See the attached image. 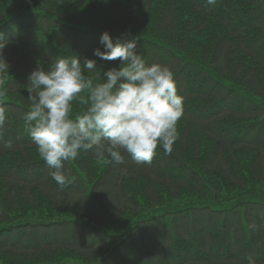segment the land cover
Here are the masks:
<instances>
[{
  "label": "trees",
  "instance_id": "obj_1",
  "mask_svg": "<svg viewBox=\"0 0 264 264\" xmlns=\"http://www.w3.org/2000/svg\"><path fill=\"white\" fill-rule=\"evenodd\" d=\"M0 1L5 2L0 3L2 5H12V0ZM68 1L82 5L109 3L112 13L108 17L121 24L128 23L131 16L130 26L92 25L119 34L121 37L116 36L119 39L136 40L137 54L148 65L159 63L171 68L178 94L184 98L179 139L171 154L158 147V158L151 165H137L127 153H122L123 164H114L106 158L111 163L98 175L89 169L86 159H97L93 154L95 150L81 151L77 159L65 162L64 172L69 182L61 187L49 175L51 169L46 163L32 157L38 149L25 139L27 125L23 119L30 107L28 76L34 69L51 64L54 50L34 46L26 36L20 37L19 43L15 42L19 39L6 42L3 56L10 68L4 79L7 96L13 100L2 104L11 119L7 118L0 128V157L10 156L16 161L0 169L4 188L0 196V220L8 219L9 212L18 204L31 203L34 196L70 216L52 222L44 235L38 236L26 227L27 236L32 239L29 247L0 239V253L11 255L16 261L37 260L39 264H249V258L255 264H264L263 193L255 197L258 203L247 201L245 199L251 197H245L225 209L205 202L192 207L177 205L172 207L175 210H171L170 219H164L154 209L161 203L159 193L162 191L169 197H177L182 191L205 197L209 190L205 188V174L199 173L200 170L210 176L220 175L230 186L246 188V179L235 169L240 151L252 156L245 176L252 183L264 180V54L254 49L253 39H240L238 32L230 28L237 17L245 15L240 14V10L264 6V0H246L248 7H234V0H225L226 6L219 11L215 3L190 0L192 15L202 20L211 17L224 31L211 46L205 45L199 51L200 56L187 51L192 47L191 38L204 25L200 23L202 20L195 21L180 32L177 28L178 0H165L141 15L135 8L139 2H144L143 6L148 0L133 1L135 7L130 9L122 7L124 0ZM38 8L55 14L44 16L39 22L42 28L47 29L48 23L56 28L59 43L70 35L77 52L94 53L96 48L92 47L88 35L78 37L79 29L60 25V22L63 25L86 23L63 17L53 9ZM19 9L18 4L13 9L8 7L6 14ZM107 14L102 17L104 21H108ZM257 14L258 26L264 29L262 13L257 10ZM61 18L65 21H58ZM5 19L0 16V24ZM146 19L148 22L144 23ZM137 22L146 24L148 29L143 30ZM18 35L16 30L11 33L14 38ZM19 46L24 47V52L19 51ZM241 55L251 57L254 64L241 62ZM107 62L114 68L120 67L118 60ZM97 73L96 70L92 74ZM233 84L244 92L243 97L236 93L239 90L233 92ZM238 133L239 141L234 142L233 137ZM201 139L212 144L200 164L201 169L198 167L196 171L193 162L200 158ZM9 141L12 148L4 146ZM34 168L37 175H34ZM78 175H83L87 183ZM138 178L146 182L144 210L126 190L125 181ZM241 207L245 209L243 213ZM185 212L187 214L181 217ZM22 239L27 241L26 237ZM61 252H68L75 260L69 263L51 261Z\"/></svg>",
  "mask_w": 264,
  "mask_h": 264
},
{
  "label": "clouds",
  "instance_id": "obj_2",
  "mask_svg": "<svg viewBox=\"0 0 264 264\" xmlns=\"http://www.w3.org/2000/svg\"><path fill=\"white\" fill-rule=\"evenodd\" d=\"M215 3V0H209ZM2 39V37H0ZM94 55L106 61H120L96 82L85 72H96V61L78 57H57L47 70L34 69L28 76L30 107L24 114L27 132L40 158L51 169L49 175L61 187L69 181L65 162L91 152L98 162L106 158L123 164L127 153L137 165H151L158 147L171 154L179 139L178 122L184 114V98L171 68L148 65L137 54V41L113 43L102 34ZM6 42L0 43V128L6 121L2 106L8 95L4 75L10 65L3 56ZM80 110L74 113L73 105ZM12 148L9 141L4 145ZM249 264H255L249 258Z\"/></svg>",
  "mask_w": 264,
  "mask_h": 264
},
{
  "label": "rangeland",
  "instance_id": "obj_3",
  "mask_svg": "<svg viewBox=\"0 0 264 264\" xmlns=\"http://www.w3.org/2000/svg\"><path fill=\"white\" fill-rule=\"evenodd\" d=\"M136 0H124L122 2V7L125 9H130L134 8V2ZM165 0H148L145 1L147 4H143L144 2H139V6L135 8L136 13L141 15L142 12L145 10L149 9L150 7H154L157 4L164 3ZM236 2V5L232 6L234 7H248L249 6V1L246 2V0H234ZM18 2V3H16ZM0 3H5L0 1ZM20 5V6H31L38 8L41 6L46 7L49 9H53L56 12L60 13L63 15V17H67L69 19H76L82 23L86 24H102L105 26L109 27H115V26H121V25H126L130 26L132 21H131V16H130V21L123 22L122 24L116 20L110 19L109 13L111 12L109 3H98L95 4V2H89L84 5L82 4H77L75 2H70L68 0H21V3L19 0H12V5H2L0 4V16L5 14L7 12V9H13L15 5ZM177 6V21L178 25L177 28L180 30V32L186 28L191 26L195 21H200L202 18H199L198 16L192 15L190 11L191 7V2L190 0H178L176 3ZM227 4L226 1H223L221 3V6L219 7L218 11L225 7ZM146 5V7H144ZM249 9L253 10L249 14ZM264 10V7H263ZM256 10L254 8H249L248 10H240V14H248L251 16L247 17H241L239 21L237 22H243L247 18H252L255 15ZM108 17V21H104L102 17L106 14ZM148 19L144 21V23H147ZM203 23V28L201 31H197L195 37L191 38L192 39V47L190 50H188V54H191L193 56H198L199 51L202 50V48L205 45L211 46L213 42L221 36L224 31L223 27L218 23L213 21L211 17H204L203 20L200 22ZM137 24L143 26V30L148 29V26L146 24H142L137 22ZM231 27H234V25L231 24ZM131 30V29H128ZM249 39H252L253 36H249ZM246 38V39H248ZM235 44H233L234 47ZM46 48H52L53 45H45ZM19 51L24 52V47L19 46ZM197 53L198 55H196ZM200 56V55H199ZM242 56V55H241ZM65 57H72L70 54L65 56ZM240 61L248 64V65H253L254 61L251 57L249 56H242L240 58ZM44 69L49 68V64H44L42 65ZM102 70H110L111 67H107L105 63L101 64ZM86 75L91 76L96 82H100V77L98 75H93L90 72H85ZM13 99L9 96H7L2 104L9 103V101H12ZM80 107L78 104L73 105L74 113H78L80 110ZM181 126V121L178 122L177 129ZM203 148L200 152V158L199 160L193 162L195 166V170H198V167L201 169L200 164L202 163L204 156L206 153L209 151V148L211 146V142H208L206 140L201 139ZM162 147V146H161ZM175 145L173 146V151H174ZM32 157L34 158H40L38 154V150L34 151L32 154ZM31 157V158H32ZM237 158L239 160V164L235 167L236 172L240 175H242L246 181H247V186L244 189H240L234 186L228 185L220 175H214L210 176L206 173H204L202 170L199 171L201 174H205L206 178V185L205 188L209 190V192L206 193L205 197H201L200 194L196 192H190V191H182L181 194L177 197H169V194L166 193L165 191H162L159 193L160 195V201L161 203L156 204L154 209L156 208L158 212H163L167 209H170L174 206H186L184 204H187V206L198 204L201 202H216V203H224L225 205L235 202L236 200L242 199V198H248V197H257L264 194V180L261 181L260 183H252L250 179L245 176L248 174L250 164L252 161V156L251 154H245L243 152H238ZM88 163H90V168L94 175L100 174L104 169H106L107 166L110 165L109 160H105V162H98L97 159H90L89 157L86 158ZM16 161V158H11L10 156H5V157H0V169H3L4 167L8 166L9 164H13ZM197 165V166H196ZM1 171V170H0ZM126 184V190L130 195L133 197L135 201H137L140 206L142 207V210H144L145 206V198H144V186L146 182L138 178L135 181H130L128 180L127 182L125 181ZM211 190L216 193L215 196L212 194ZM4 188L2 186V181H0V196L3 194ZM214 199H217L215 201ZM182 204V205H181ZM194 204V205H195ZM7 210V209H4ZM9 217H13L14 220H23V219H55V218H66L70 215H67L66 213H63L61 209H53L50 207V205L44 201L41 197L39 196H34L32 199L31 203L28 204H18V206L15 208V210H12L9 212ZM66 216V217H65ZM131 215H128L129 217ZM4 222L0 220V225L3 224ZM11 257V255H6L3 253H0V262H5V263H14L17 262L18 264H39L37 260H21V261H16L15 257ZM75 258L71 256L68 252H61L58 253V257L52 258L51 261L53 262H71L74 261Z\"/></svg>",
  "mask_w": 264,
  "mask_h": 264
}]
</instances>
